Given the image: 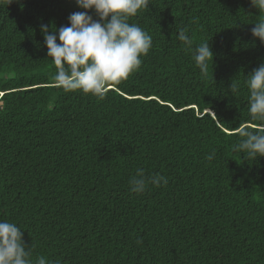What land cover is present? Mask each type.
Instances as JSON below:
<instances>
[{"label":"trees","instance_id":"obj_1","mask_svg":"<svg viewBox=\"0 0 264 264\" xmlns=\"http://www.w3.org/2000/svg\"><path fill=\"white\" fill-rule=\"evenodd\" d=\"M77 11L0 0V220L22 228L34 262L264 264V157L234 150L240 127H264L246 85L264 63L251 32L264 13L251 0H150L129 23L153 47L100 100L57 87L47 56L41 25L70 26ZM181 28L209 41L206 75ZM137 169L168 183L133 193Z\"/></svg>","mask_w":264,"mask_h":264},{"label":"clouds","instance_id":"obj_2","mask_svg":"<svg viewBox=\"0 0 264 264\" xmlns=\"http://www.w3.org/2000/svg\"><path fill=\"white\" fill-rule=\"evenodd\" d=\"M13 0H9L11 4ZM87 11L69 15L70 26L49 30L41 25L47 56L56 67L54 81L65 92L81 91L103 100L110 86L125 81L142 65V57L153 47L152 36L135 23H129L139 11L149 7L150 0H76ZM259 12L264 13V0H251ZM94 11L99 19L89 14ZM252 35L264 42V19L254 23ZM178 39L186 51H191L196 66L206 75L214 52L208 42L195 45L188 30L181 28ZM59 40V43L57 42ZM250 119L264 125V63L248 74ZM235 94L238 86L232 83ZM241 140L234 150L247 158L264 157V127L255 131L249 125L239 128ZM215 153L208 156L212 159ZM168 180L160 174L146 175L137 169L129 180L130 190L143 194L150 185L160 187ZM0 264H50L44 256L32 259V245L24 241V232L16 223L0 220Z\"/></svg>","mask_w":264,"mask_h":264}]
</instances>
